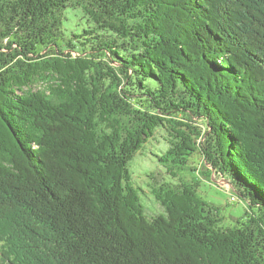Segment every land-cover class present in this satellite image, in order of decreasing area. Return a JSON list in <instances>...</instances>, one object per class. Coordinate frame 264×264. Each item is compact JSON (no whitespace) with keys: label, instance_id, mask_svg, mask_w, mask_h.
Returning a JSON list of instances; mask_svg holds the SVG:
<instances>
[{"label":"trees","instance_id":"1","mask_svg":"<svg viewBox=\"0 0 264 264\" xmlns=\"http://www.w3.org/2000/svg\"><path fill=\"white\" fill-rule=\"evenodd\" d=\"M0 264H264V0H0Z\"/></svg>","mask_w":264,"mask_h":264},{"label":"rangeland","instance_id":"2","mask_svg":"<svg viewBox=\"0 0 264 264\" xmlns=\"http://www.w3.org/2000/svg\"><path fill=\"white\" fill-rule=\"evenodd\" d=\"M73 23L76 24V20ZM165 146L166 140L161 135V132H159L156 138L148 142L146 148L140 151L130 163L134 182L143 188L141 199L150 216L165 212L164 207L152 192L153 185L157 186L166 180L173 181L162 166V163L152 155L153 150L158 147L164 148ZM192 165L199 168V171L192 172L191 170H187L185 171L186 174L184 173L185 177L197 182L199 191L205 198L220 204L221 214L225 216L224 225H231V213L245 215L247 211L246 200L240 193L237 194L229 179L222 177L215 169H212L211 172L209 164L197 156ZM204 169L212 178L203 173L202 170Z\"/></svg>","mask_w":264,"mask_h":264},{"label":"clouds","instance_id":"3","mask_svg":"<svg viewBox=\"0 0 264 264\" xmlns=\"http://www.w3.org/2000/svg\"><path fill=\"white\" fill-rule=\"evenodd\" d=\"M234 196H235V194H234Z\"/></svg>","mask_w":264,"mask_h":264},{"label":"bare ground","instance_id":"4","mask_svg":"<svg viewBox=\"0 0 264 264\" xmlns=\"http://www.w3.org/2000/svg\"><path fill=\"white\" fill-rule=\"evenodd\" d=\"M132 115V114H131Z\"/></svg>","mask_w":264,"mask_h":264}]
</instances>
